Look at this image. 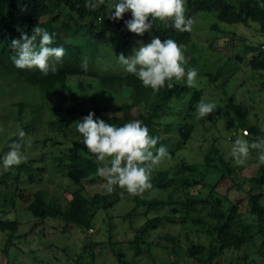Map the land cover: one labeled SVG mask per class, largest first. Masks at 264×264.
Listing matches in <instances>:
<instances>
[{
	"label": "rangeland",
	"instance_id": "374dc122",
	"mask_svg": "<svg viewBox=\"0 0 264 264\" xmlns=\"http://www.w3.org/2000/svg\"><path fill=\"white\" fill-rule=\"evenodd\" d=\"M185 7L186 17H190L194 23L192 31L188 33V40L180 44L185 55L184 66L186 69L193 67L198 70L194 88L200 91L199 101L215 102L220 110L217 112L216 108L205 119H196L195 109L191 113L186 111L189 94L186 99H173L172 103L164 107L155 118V128L159 137L157 147L161 144L166 146L169 156L153 171L152 177L167 171L170 176L178 179L183 174L179 167L181 163H185L186 173L190 171V165H202L206 154L215 146L230 162L237 180L243 184V189L231 187L230 196L240 200L245 218L256 222V216L250 213L248 191L252 187L249 179L260 166L257 153L253 150L243 166H236L230 156L237 136L249 142L254 141L255 137L250 131L247 136L243 135L247 127H238L240 118L231 102L241 105L246 119L264 131V67L254 68L252 65V58L260 50L264 51V30L258 22L248 25L227 23L218 20L214 11L193 12L186 0ZM215 22L220 24L221 29L212 27ZM158 23L154 22L153 28L142 36L135 34L125 51H118L116 42L107 32L98 44L95 55L87 54L94 61L93 69L97 74L126 73L118 61L119 55L128 58L141 43H150L154 38L151 31ZM252 46L260 50L252 51ZM220 67L223 70L221 78L210 80L208 72H216ZM179 82L186 84V78ZM68 84L75 92L81 108H91L93 101L107 108L101 115L106 123L113 124L114 118L133 119L134 111L125 114L124 111L114 110L130 101L125 91H105L104 88L105 93L101 94L103 86H100L97 76L85 74L70 75ZM68 92V87H59L53 94H42L36 86L18 75L0 72V128L5 130L0 132V174L5 175L8 181L1 187L0 214L20 221L12 240H8L10 230H0V263L87 264L94 259L95 264H118L123 258L131 264H197L189 257V242L194 240L206 243L208 238L197 231L201 229L200 225L182 221L185 213L183 203L186 202L187 192L204 198L210 189L209 184L183 185L180 181H173L167 188L152 184V188L139 195L145 200L139 205L136 196L117 187L111 196V200L116 198V201L108 208L102 205L97 207L93 226L89 229L62 219L47 217L40 220L32 215L28 202L19 197L22 189L14 191L16 186L23 187V192L30 194L31 198L41 191L47 200L63 206L77 188L67 177V169L58 159L65 155L75 140L81 141L76 131L78 120L72 117L62 119L67 115L66 107L71 101ZM20 103L23 104L22 110ZM35 105H41L42 112L37 120L25 126L24 123L31 117V107ZM186 122L193 123L188 139L183 138L179 131V126ZM18 126L26 132L23 141H20L24 145L22 151L27 156L24 163L36 167L32 178L19 166L6 170L2 164L9 145L18 139L11 136ZM211 178H214L213 173L209 176ZM105 183L103 178L95 175L85 182L83 192L86 195L106 193L103 187ZM11 192L15 200L12 207L7 205ZM255 192L262 193L264 204V186L255 189ZM167 200L173 203L158 208L148 207L149 202ZM148 214H162L164 217L157 228L145 234L141 241L142 251L134 257L132 241L137 228L147 220ZM172 238H177V241ZM262 242L263 238L256 235L240 248L226 249L216 257L215 264H264ZM3 248L7 250L2 251Z\"/></svg>",
	"mask_w": 264,
	"mask_h": 264
},
{
	"label": "trees",
	"instance_id": "16d2710c",
	"mask_svg": "<svg viewBox=\"0 0 264 264\" xmlns=\"http://www.w3.org/2000/svg\"><path fill=\"white\" fill-rule=\"evenodd\" d=\"M85 3L86 0H0V72L18 75L26 82L36 86L42 94H53L59 87H68V99L71 101L66 107L67 115L63 116V120L72 117L81 121L89 112L95 113L94 118L101 119L103 111L107 110L105 106L99 105L95 101L91 108L80 107L75 92L70 89L68 84V77L72 74L97 76L100 86H103L100 90L101 94L117 89L125 91L130 101L124 103L119 109L114 108V110L124 111L125 114L134 111L132 120L142 121L153 137H158L155 118L164 107L172 103L173 99L182 101L189 94L188 110L186 111L191 113L199 102L200 91L194 87H188L187 84L173 81L175 86L172 89L165 86L154 94L152 89L144 87L135 75L128 73L97 74L93 69L94 61L87 54L95 55L102 37L109 32L111 38L116 42L118 51H125L135 34L128 31L125 25V21L132 18L130 12L125 13L123 19L112 20L108 15L114 9L108 7L107 0L104 5L94 11L86 8ZM186 3L193 12L196 10L214 11L218 20L227 23L248 25L251 22H258L264 30V0H186ZM25 5L27 11H21ZM37 25L54 35V44L51 46H62L66 51L62 61L57 64L58 71L55 74L49 73L44 76L38 69L20 70L12 62L11 57L15 55V50L11 48L12 40L20 39L22 33L31 35L32 29ZM212 27L221 29L218 22H215ZM151 32L154 37H159L162 41L173 39L178 45L186 42L189 37V32H180L161 22ZM250 49L252 51L260 50L253 46ZM84 59L88 61L86 72L81 68V62ZM252 65L254 68L264 67L263 50H260L252 58ZM222 73L223 70L220 67L216 72H208V76L210 80L217 81L221 78ZM79 85L83 84L80 82ZM20 105L22 110L23 104L20 103ZM231 105L240 118L238 127H247L248 131L254 135V139L264 137V131L246 119L241 105L234 101L231 102ZM41 110V105L32 106L31 117L24 125L37 120ZM219 110L218 107L216 111L219 112ZM128 121L124 118H114L113 124L123 126ZM192 127V122H186L179 126L183 138L190 137ZM58 159L66 167L67 177L77 186L66 205L47 200L41 191L36 192L33 198L30 194L23 192L24 189L21 186H16L14 191L22 189L19 192V197L28 202V209L38 219L57 218L89 229L93 226L92 220L97 207L102 205L103 208H108L116 201V198L111 200V196L115 194L117 187L111 194L86 195L83 192L85 182L97 175L99 165L96 157L86 149L81 141L75 140L65 155ZM179 167L183 172L180 178L176 179L174 176H170L169 172L163 171L152 177L150 182L163 188H167L173 181H180L183 185L197 183L210 185L204 198L193 196L187 192L186 202L183 203L185 213L182 215V221L200 225L201 229L197 231L208 238L206 243L190 240L188 248L191 259L197 264H215L216 257L224 250L240 248L245 243L252 241L256 235L263 238L262 245L264 247V204L261 198L262 193L255 192V189H261L264 186V165L260 164L256 174L249 179L252 187L248 191V202L250 213L256 216V222L248 221L241 210L240 200H234L230 196L231 187L236 186L238 189H243V184L237 180L234 168L218 148L214 146L211 152L206 154L202 165H190V171L186 173L185 163H181ZM19 168L24 169L31 178L36 173V167L26 163L19 165ZM212 173L214 178L209 179ZM229 181L230 185L227 184ZM4 183H8L7 178L0 174V194ZM223 187L226 189H222ZM10 195L7 205L12 207L15 203L13 192ZM136 199L138 205L145 201L140 196H136ZM172 203L171 200L149 202L148 207L158 208ZM133 209L135 210V208ZM173 210L178 211L177 208H173ZM163 217L162 214L154 216L148 214L147 220L137 228V234L132 241V247L135 249L134 257L142 251L141 241L145 234L149 233L151 229L157 228ZM19 226L20 221L17 218H5L0 214V230H10L8 240L13 239ZM187 238H189L188 234ZM172 240L177 241V238H172ZM6 250V248L2 249V251ZM87 264H95L94 259ZM118 264L131 263L121 258Z\"/></svg>",
	"mask_w": 264,
	"mask_h": 264
},
{
	"label": "clouds",
	"instance_id": "9594fccd",
	"mask_svg": "<svg viewBox=\"0 0 264 264\" xmlns=\"http://www.w3.org/2000/svg\"><path fill=\"white\" fill-rule=\"evenodd\" d=\"M106 0H86L85 7L96 10ZM112 20L123 19L125 13H131V19L125 21L128 31L138 36L149 32L154 22L159 21L180 32H191L194 21L186 17L185 0H107ZM21 11H27L26 5ZM54 44V35L46 29L35 26L31 35L22 33L20 39L11 42L15 55L11 57L14 66L20 70L38 69L44 76L55 74L57 64L62 61L66 51L62 46ZM119 63L128 74L135 75L144 87L151 88L153 93L167 86L172 89L175 82L185 80L188 87H195L198 70L185 68V55L182 47L173 39L161 40L154 37L150 43L133 50V55L118 57ZM83 71L88 70V61L81 62ZM217 108L215 102L201 99L195 106L196 119H205ZM89 114L76 122V131L81 143L96 157L97 175L106 181L103 185L107 194L114 192L116 187L125 190L131 196H139L152 188L151 177L159 164L169 156L166 146L160 145L159 137L149 134L147 126L140 120H132L116 126L106 123L103 119L94 118ZM0 128V132H4ZM244 136L248 133L244 132ZM11 136L18 139L9 145L3 156L4 169L19 166L27 161L20 142L26 132L17 127ZM231 139V137H229ZM255 150L259 164L264 165V137H257L249 142L237 136L230 150V156L236 166H243Z\"/></svg>",
	"mask_w": 264,
	"mask_h": 264
},
{
	"label": "built area",
	"instance_id": "2783aa9c",
	"mask_svg": "<svg viewBox=\"0 0 264 264\" xmlns=\"http://www.w3.org/2000/svg\"><path fill=\"white\" fill-rule=\"evenodd\" d=\"M244 132H247V133H248V129H247V128H245V129H244Z\"/></svg>",
	"mask_w": 264,
	"mask_h": 264
}]
</instances>
